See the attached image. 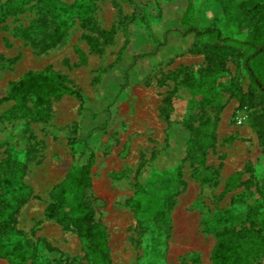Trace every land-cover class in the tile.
<instances>
[{
    "label": "rangeland",
    "instance_id": "374dc122",
    "mask_svg": "<svg viewBox=\"0 0 264 264\" xmlns=\"http://www.w3.org/2000/svg\"><path fill=\"white\" fill-rule=\"evenodd\" d=\"M42 4L50 16L41 25L51 17L46 35L57 41L39 53L12 30L35 22ZM253 5L247 0H0V264H92L80 237L46 216L57 188L73 172L80 141L94 153L91 196L106 228L112 264H211L216 243L211 223L219 214L229 213L228 230L264 234V158L249 122L255 93L239 59L213 66L216 85L228 90L216 98L224 107L212 147L195 150L193 159L182 160L198 130V123L190 128L184 121L186 100L201 98L190 93V80L207 66L199 49L223 54L222 48L201 43L189 51L194 37H177L179 50L157 54L154 69L142 61L138 79L130 73L125 82L132 54L146 49L151 36L163 42L166 31L215 27L224 37L264 38V26L254 31L264 10L257 16ZM5 9L11 15H2ZM27 33L33 40L34 27ZM92 37L98 39L95 49L88 43ZM257 63L264 80V56ZM47 69L82 93L83 110L68 96L49 99L39 110L30 99L31 115L23 116L14 100L4 99L10 82ZM233 174L240 175L237 185L225 193ZM70 192L66 187V195ZM253 264H264V254Z\"/></svg>",
    "mask_w": 264,
    "mask_h": 264
},
{
    "label": "trees",
    "instance_id": "16d2710c",
    "mask_svg": "<svg viewBox=\"0 0 264 264\" xmlns=\"http://www.w3.org/2000/svg\"><path fill=\"white\" fill-rule=\"evenodd\" d=\"M247 1L254 3L251 9L257 11V16L259 11L264 10V0H262L263 3H257V0ZM129 2L131 3V1ZM249 13L252 14L253 12ZM1 14L5 17L11 15L7 9ZM261 14V20H257L256 29H254L256 33L261 26H264V12ZM256 15L255 19L258 18ZM49 16V7L42 4L36 21L30 23L27 27L21 25L14 27L12 30L13 36L23 39L28 38L27 40L39 53L47 51L57 41V39L48 40L52 38H48L46 35L51 33L52 18L50 17L51 19L49 18V21H47L48 25H41V23H44L45 18ZM33 27L34 41L31 39V35L27 33L31 32ZM82 27L85 28L84 20H82ZM190 35L194 37V42L188 49L189 51H194L199 44L205 43L222 48L223 54H214L210 50L199 49L204 55L207 66L198 72L195 79L190 80L193 86L190 93L192 96L199 95L201 98L198 101L195 99L186 100L189 116L184 119L190 128L198 123V130L192 132L196 134V140L190 139L186 143V154L182 160L193 159L195 150L202 149L205 151L212 147L210 139L213 138V131L219 120V114L224 107V103L219 102L216 98L219 92L228 90L226 86L216 85L218 73L213 72V66L216 62L222 63L223 59L231 57L239 59L248 79L249 88L255 93L253 111L249 122L258 134L262 157L264 158V80L257 69L258 59L264 56V38L261 36L259 38L255 34L245 39L230 38L222 36L220 30L215 27L200 30L193 26L187 27L184 31H166L163 42L156 41L151 36L146 49L132 54V65L125 71V82L128 83L127 77L130 73H132V80L138 79L137 73L140 70H137V66L142 61L147 62L146 65H153V69L156 68L158 66L157 54H161L163 57L170 56V54L176 52L175 50H179L174 39L177 37L183 39ZM88 43L90 48L95 49L98 39L95 37L88 38ZM215 56H220L219 61H215ZM120 88L123 90L124 87ZM6 93L4 99L14 100L16 102L15 109L23 116L31 115V107L28 106L30 99L34 100V110L43 108L49 99H58L63 96L76 100L80 105V110H83L85 105L82 93L70 87L63 75L50 69L24 73L19 80L8 84ZM36 120H42V118ZM207 130L210 133H207ZM202 133L204 134L199 137ZM78 146L79 148L75 149L74 154L73 172L57 188L56 195L53 198L54 201H51L48 205L46 216L49 220L60 223L65 229L72 230L80 237L84 243V250L92 264H112L106 228L98 217L97 207L91 196V169L94 165V153L82 141L79 142ZM239 177V174H233L229 177L224 185L225 193L236 187ZM66 187L70 188L71 191L68 195H66ZM260 194L264 198L263 189ZM65 206L67 211H64ZM229 218V213L219 214L214 217L213 223H211L212 232L216 236V243L210 257L211 264H253L256 259L264 254V234L261 233V230L256 231L253 229L228 230L226 219Z\"/></svg>",
    "mask_w": 264,
    "mask_h": 264
}]
</instances>
